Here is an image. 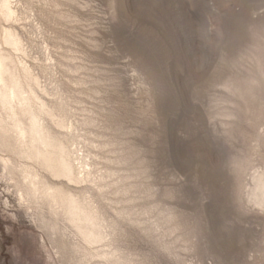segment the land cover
<instances>
[{
  "label": "clouds",
  "instance_id": "9594fccd",
  "mask_svg": "<svg viewBox=\"0 0 264 264\" xmlns=\"http://www.w3.org/2000/svg\"><path fill=\"white\" fill-rule=\"evenodd\" d=\"M173 3L198 9L199 21L176 27ZM127 5L121 16L117 0L65 4L88 13L91 40L81 53L96 126L131 155L138 173L133 207L125 206L130 202L119 190L98 196L88 187L91 181L71 189L96 199L116 249L105 259L108 264H264V0H127ZM148 5L160 19L149 22ZM18 7L40 12L48 5L27 0ZM50 42L56 55V37ZM59 83L64 102L54 94L49 104L65 120L78 121L70 107L74 89L62 76ZM47 128L57 144H72L52 123ZM90 147L85 143L84 150ZM160 156L175 158L187 170L169 165L157 180ZM36 166L57 182L44 161ZM186 185L195 193L187 210L174 203ZM5 192L15 196V189L0 191V211L12 207ZM17 206L51 239L40 206ZM153 206L162 215L151 211ZM57 251L51 264H91L94 258L82 247L63 245Z\"/></svg>",
  "mask_w": 264,
  "mask_h": 264
},
{
  "label": "rangeland",
  "instance_id": "374dc122",
  "mask_svg": "<svg viewBox=\"0 0 264 264\" xmlns=\"http://www.w3.org/2000/svg\"><path fill=\"white\" fill-rule=\"evenodd\" d=\"M11 2L18 17V21L13 23L12 27L21 38L23 50L15 58L27 67L30 75L37 80V87L34 88L35 91L33 90L34 95L45 105L50 114L42 116L43 125L47 127V123L50 122L58 131L73 138L71 145H64L70 153L78 174L83 178L82 182L72 183L66 179L55 177L57 182L53 183L43 175L44 180L49 182L50 186H59L81 199H87L94 207L98 208L96 199L91 192L71 190L81 188L91 181L88 187L95 191L101 186L108 192L122 191L125 193L124 199L130 202L125 206L133 207V202L139 191L136 179L138 173L133 167L134 161L129 153L117 147L110 140V134L107 131L96 126L94 113L90 109L91 101L87 98L88 72L81 49L91 40L86 23L88 13L74 7H65L67 0H44L48 7L40 12L33 9L22 10L18 7V5L26 3L27 0H11ZM78 2H86V0H78ZM127 8V0H117V10L121 16L126 14ZM170 8L172 15L177 17L176 27L178 28L182 24L198 22L200 19L199 10L190 9L187 4L173 3ZM146 11L149 22L160 19V14L152 5H148ZM3 25L6 27L9 24ZM52 36H55L58 41L56 55L53 54V45L50 42ZM100 58L107 59L102 55ZM61 76L64 83H70L76 94V99L70 100V107L79 117L78 121L65 120L53 111L49 104V100L54 94L58 101L64 102V90L59 83ZM160 106L161 110H166L167 101H162ZM85 143L91 145L87 151L84 150ZM137 143L143 142L137 140ZM169 165L177 167L182 173L187 170L177 163L175 158L160 156L157 163V180H159L160 171ZM27 166L34 168L42 175L38 167L31 164ZM6 176L7 181H5ZM65 185L70 187L66 188ZM6 187L15 189L9 175L0 164V191ZM194 195L191 186L186 185L182 191V198L174 203L180 208L190 209ZM3 199L12 207L7 211H0V264H47V262L51 264L49 257H58L57 249L63 245L82 247L85 251L90 252L94 257L91 264H107L102 254L116 251L111 246L112 237L106 227V241L93 246V249L87 248L82 243L76 229L68 223L66 216L54 212L48 205L31 204V206L34 205L33 207L40 206L44 210L45 218L49 220L48 235L51 237L49 239L40 235L39 230L26 217L24 210L17 206L23 202L19 200L16 189L14 197L11 196V192H5ZM112 202L118 203L119 200ZM2 208L3 205L0 204V209ZM151 211L162 215L161 210L155 206ZM157 227L160 225L158 224ZM138 247L143 250L148 248L145 244H138Z\"/></svg>",
  "mask_w": 264,
  "mask_h": 264
},
{
  "label": "bare ground",
  "instance_id": "6f19581e",
  "mask_svg": "<svg viewBox=\"0 0 264 264\" xmlns=\"http://www.w3.org/2000/svg\"><path fill=\"white\" fill-rule=\"evenodd\" d=\"M17 21L11 0H0V164L21 202L45 204L54 212L63 214L85 247L92 248L106 241L98 208L59 186H50L43 175L27 166L37 167L36 161L42 160L45 171L53 177L72 183L83 179L67 147L54 142L42 123V116L50 114L34 95L37 80L15 58L23 52L21 38L12 27ZM3 24L9 25L5 27ZM5 140L9 144L7 152L4 150ZM108 255L102 254L104 259Z\"/></svg>",
  "mask_w": 264,
  "mask_h": 264
},
{
  "label": "snow or ice",
  "instance_id": "6c2138e0",
  "mask_svg": "<svg viewBox=\"0 0 264 264\" xmlns=\"http://www.w3.org/2000/svg\"><path fill=\"white\" fill-rule=\"evenodd\" d=\"M95 192L98 196L104 197L108 193V190L106 188H104L103 186H101V187L97 188Z\"/></svg>",
  "mask_w": 264,
  "mask_h": 264
}]
</instances>
